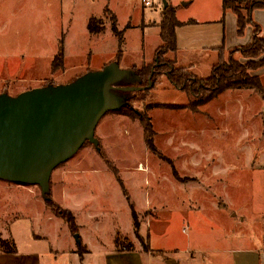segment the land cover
<instances>
[{"label":"rangeland","instance_id":"rangeland-1","mask_svg":"<svg viewBox=\"0 0 264 264\" xmlns=\"http://www.w3.org/2000/svg\"><path fill=\"white\" fill-rule=\"evenodd\" d=\"M169 3L178 8L177 18L183 24L180 42L185 43L192 34L196 42L188 50L182 49L175 61L173 54L163 60H173L175 67L188 69L196 78L208 77L220 54L206 47L221 46L226 60L233 51L230 48L237 44L235 24L223 11L222 0H168ZM161 10L162 2L157 0L153 7H143L142 0H0V94L15 96L46 84H64L114 62L118 38L112 32V17L117 30L124 31L120 68L157 64L154 51L161 43L150 28L158 25ZM91 18L93 32L88 30ZM61 41L63 65L54 70L51 63ZM233 56L243 61L237 53ZM258 60L256 63L263 62L262 67L250 74L258 76L264 88V55ZM159 71L149 90L128 95V99L135 112L150 118L154 146L172 163L180 179L176 181L171 166L147 149L137 118L108 113L99 121L95 138L101 141L100 148L129 191H120L111 166L91 144L56 168L51 181L55 182L68 166L79 170L95 164L107 169L115 182L104 177V191L109 190L107 193L115 198L123 196L127 202L121 198L110 204L97 203L94 210L101 214L107 211L98 224L110 236L114 221L128 220L133 207L137 225L130 217V234H119L123 244L133 249L137 246L146 251L148 232V245L159 254L165 251L160 255L168 257L178 251L183 256L186 249L195 250L189 245L191 238L196 247L209 248L217 243L244 247L248 240L258 245L264 222L259 204L264 203V172L259 169H264V91L229 90L201 106L197 113L160 109L156 104L184 106L189 100L169 83L164 75L167 69ZM102 124L103 132L108 134L103 139ZM136 182L140 189L131 188L130 184ZM0 186L26 190L43 202L36 186L2 181ZM116 207L121 210L114 218L108 211ZM24 224L27 227H20L19 222L9 225L19 251L30 245L31 228ZM94 224H89L91 230ZM3 230L7 232L8 226L0 221V243L11 242ZM81 253L83 256L86 252L82 249Z\"/></svg>","mask_w":264,"mask_h":264},{"label":"crops","instance_id":"crops-1","mask_svg":"<svg viewBox=\"0 0 264 264\" xmlns=\"http://www.w3.org/2000/svg\"><path fill=\"white\" fill-rule=\"evenodd\" d=\"M169 5L175 8L177 18L178 8L170 3ZM226 13L230 15L228 17H231L232 24H235L234 35L236 36V17L234 14V16L229 14L232 13L231 11L227 10ZM252 18L254 23L259 26L260 34L264 38V9L255 10ZM178 21L181 22L180 20ZM150 29H153L158 34V26ZM181 29H183L182 26L176 29L177 51L173 54L174 61L176 60V55L182 49L188 50L196 42L193 39L194 34H192L189 40L181 43L179 32ZM252 32L253 28L248 26L242 36L237 35V44L230 49L234 50L248 45L251 42ZM220 48L222 47L219 45L206 47V49H211L218 53ZM100 127L102 132L101 139H103L108 134L103 132V124ZM259 169L264 172V169ZM107 176L112 179L115 177H112L107 169L96 167L95 164L81 166L79 170L74 169V166H68V168L66 167L60 171L55 182L51 181L50 187L54 202L62 209L70 211L74 217L78 228V237L86 252L83 256L79 255L78 245L71 235L67 224L62 219L54 216L44 202H40L35 195H31L26 190L8 189L0 186V221H3L8 226L7 232L3 230L6 234L4 237L15 243L9 232V225L13 222H19L20 227H27L24 223H28L31 228L28 235L30 240L29 247L24 251H19L15 248L16 251L14 253H3L0 251V264H264V222L260 227L258 245L248 240L244 247L233 244L224 246L220 243L209 248L204 246L196 247L192 244L195 239L191 238L189 245L190 247L192 246L191 248L195 247V250L186 249L183 256H181V251H176V255L173 256H162L160 254H165V251L159 254L150 246L149 251H143L137 246L132 251H117L114 244V236L116 234L123 236L130 234L132 228L131 214H129L128 220L120 218L118 221H114L112 235L106 236L100 230L99 219L104 218L106 215L104 212L107 211L101 214L94 210L96 209L94 208L95 205L102 202H117L121 198L124 199L123 196L115 198L114 195H111V192H109L110 194L107 193L109 190L104 191L105 188L107 190L104 184V177L107 178ZM129 177L131 178L132 176ZM111 181L115 182V179ZM122 181L126 189L124 180L122 179ZM180 183H185V181ZM130 185L132 189H140L137 182L134 185ZM126 190L129 191L128 189ZM31 192L33 193V190ZM125 201L127 202L126 198L124 199ZM259 204H261L260 211L262 210L264 213V203ZM120 210L119 207H116L108 212L115 218V215L120 214ZM91 223H95L93 230H91L92 227H89ZM147 236L149 237V232ZM42 245H47V247Z\"/></svg>","mask_w":264,"mask_h":264},{"label":"water","instance_id":"water-1","mask_svg":"<svg viewBox=\"0 0 264 264\" xmlns=\"http://www.w3.org/2000/svg\"><path fill=\"white\" fill-rule=\"evenodd\" d=\"M163 8L166 0H161ZM133 78L117 61L89 71L67 84H48L9 96L0 94V181L36 186L43 200L50 194L52 172L95 138L101 118L126 105V96L149 90L122 87ZM79 242L78 234L73 236Z\"/></svg>","mask_w":264,"mask_h":264},{"label":"trees","instance_id":"trees-1","mask_svg":"<svg viewBox=\"0 0 264 264\" xmlns=\"http://www.w3.org/2000/svg\"><path fill=\"white\" fill-rule=\"evenodd\" d=\"M167 4L168 1L166 0ZM222 8L223 11H231L236 17V33L238 36H242L244 31L248 26L253 28L251 42L243 47H239L229 53V56L226 60H223V48H220V56L218 62L212 66L210 74L206 78H196L192 73L189 72L188 69L184 67H175L173 60L171 61H164L163 59L166 58L168 54H175L177 51V41H176V29L181 27L183 24L179 22L176 18L175 8L167 5L166 8H163L160 14V22L158 23V38L160 40V45L154 51L155 58L158 59L157 64L145 65L141 68H136L134 66L130 67V71L133 73V78L128 82L121 84L122 87H145L148 84V79L150 77V81L153 82L155 77L160 72L161 69H167V72L164 74L168 79L169 83L177 90L183 91L186 96L188 97V103L184 106H174V105H162L156 104L157 108L160 109H188L193 113H197L198 109L212 101L213 99L217 98L220 94L224 93L228 90H249L254 92L263 93L264 88L261 79L258 76H253L250 74L251 71H255L258 68L262 67L263 62L256 63L262 55H264V38L260 34L259 26L256 25L253 21L252 14L255 10H263L264 9V0H222ZM106 12L108 9L106 8ZM244 13V14H243ZM112 32L118 38V53L115 57L114 61L119 60V55L121 54V44L123 40V33L124 31H118L116 28V19L112 17ZM192 23V22H191ZM88 30L93 32V18L89 20L88 23ZM234 53H237L243 61H239L235 59L233 56ZM64 59V51H63V44L62 41L59 43L57 53L55 54L52 60V69H56L63 65ZM154 63H156L154 61ZM89 72V71H87ZM86 72V73H87ZM83 75V74H82ZM81 76V75H80ZM78 76V77H80ZM78 77L74 78L73 80L67 82L70 83L77 79ZM64 83V84H67ZM48 85V84H46ZM44 85V86H46ZM42 86V87H44ZM121 95L126 96V105L122 107L117 112H113L115 114H120L132 119H138L142 130H143V137L144 143L147 149L155 155L156 157L160 158L161 160L166 161L172 170V175L176 180H179V176L175 169L173 168L172 163L166 159L154 146V136L155 132L153 130V126L151 120L146 115H141L135 112L131 105L130 100L128 99V95H137L139 92H131V93H120ZM16 96V95H15ZM99 141V140H98ZM101 143V141H100ZM100 143L98 145L99 156L107 165H112V163L107 159L104 151L100 148ZM89 144L85 143L84 145ZM83 148V147H82ZM81 148V149H82ZM109 166V168H110ZM114 173L121 191L124 192V186L122 180L118 177V170L111 166L110 168ZM50 186H51V179H50ZM43 200V199H42ZM46 207L50 210V212L62 219L68 226V229L72 236L78 233V228L75 224L74 217L72 213L68 210L62 209L59 205H57L52 196H51V187H50V194L47 200H43ZM132 206V205H131ZM131 217L134 223V226L137 225L136 223V215L131 207ZM114 239V244L117 251H132L133 248L131 246L124 245L122 240L119 237V234ZM147 236V235H146ZM148 239L146 238V244L144 245V249L149 251ZM78 245V253L81 256L82 249H84L81 245V241L79 239ZM0 251L3 253H14L15 246L14 243L11 242H1L0 243Z\"/></svg>","mask_w":264,"mask_h":264},{"label":"built area","instance_id":"built-area-1","mask_svg":"<svg viewBox=\"0 0 264 264\" xmlns=\"http://www.w3.org/2000/svg\"><path fill=\"white\" fill-rule=\"evenodd\" d=\"M157 2H161V0H157ZM143 7H153L155 5V0H142Z\"/></svg>","mask_w":264,"mask_h":264}]
</instances>
